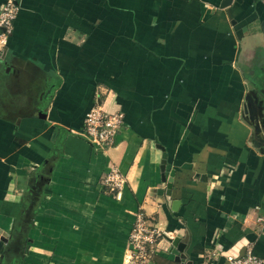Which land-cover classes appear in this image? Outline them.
Instances as JSON below:
<instances>
[{"label": "crops", "instance_id": "obj_1", "mask_svg": "<svg viewBox=\"0 0 264 264\" xmlns=\"http://www.w3.org/2000/svg\"><path fill=\"white\" fill-rule=\"evenodd\" d=\"M19 1L0 61V264H128L139 209L195 264H230L238 242L264 258V152L242 117L264 88V0ZM96 102L125 114L107 151L81 136Z\"/></svg>", "mask_w": 264, "mask_h": 264}, {"label": "built area", "instance_id": "obj_2", "mask_svg": "<svg viewBox=\"0 0 264 264\" xmlns=\"http://www.w3.org/2000/svg\"><path fill=\"white\" fill-rule=\"evenodd\" d=\"M19 0H5L0 6V61L9 38L14 30V22L20 11ZM125 114L122 111H107L101 103L96 102L87 112L81 132L97 151H107L118 144V136L125 128ZM107 184L111 190L120 191L125 183L124 174L117 166L108 172ZM142 226L138 225L130 238L134 241L138 253L131 254L130 264H144L147 259L142 236ZM253 244H248L243 253L226 255L230 264H264V258L255 254ZM214 255V254H213Z\"/></svg>", "mask_w": 264, "mask_h": 264}, {"label": "water", "instance_id": "obj_3", "mask_svg": "<svg viewBox=\"0 0 264 264\" xmlns=\"http://www.w3.org/2000/svg\"><path fill=\"white\" fill-rule=\"evenodd\" d=\"M232 0H222L221 6L225 7L231 4ZM252 83V88L247 92L245 97L244 108L242 112L243 119L252 127V142L254 146L264 152V88L258 86L254 81ZM163 150V158L161 162V171H162V181L166 182L167 195H171L172 192V179H167L165 170L167 165V151L164 146H159ZM205 179V176L200 175ZM160 194H163L164 189L159 190ZM179 201H176V204ZM165 238L172 243L170 247V252L176 255V262L180 264H195L193 261L189 260L185 254L187 236L182 238L180 236H174L172 233H164ZM243 243L238 242L235 246L229 251L225 252V255H237L240 253V248Z\"/></svg>", "mask_w": 264, "mask_h": 264}, {"label": "rangeland", "instance_id": "obj_4", "mask_svg": "<svg viewBox=\"0 0 264 264\" xmlns=\"http://www.w3.org/2000/svg\"><path fill=\"white\" fill-rule=\"evenodd\" d=\"M107 176H108V173L104 176L103 183H105V185L109 187L107 184V180H106ZM153 221L154 219L152 217L147 216L142 209H139L136 213L135 224L133 225V228L131 230V234H132L134 233L135 228H137L138 225L142 226L141 236L143 240H145L144 245H145L146 256H147V259L144 262V264H148L149 260L151 259V256L154 257L156 252H161V251L163 252L168 251L169 252L168 256H170L174 260L176 258V255L170 252V247L172 246V243L165 238L163 231H160L158 228L155 227ZM173 235L176 236L175 234ZM167 243H168V247L166 245ZM130 244H131V250L129 251V255L127 258L128 264H130L129 260H131L130 255L132 254L135 258L134 254L138 253L136 247L134 246V241L132 239L130 241ZM172 264H180V263L176 262Z\"/></svg>", "mask_w": 264, "mask_h": 264}, {"label": "bare ground", "instance_id": "obj_5", "mask_svg": "<svg viewBox=\"0 0 264 264\" xmlns=\"http://www.w3.org/2000/svg\"><path fill=\"white\" fill-rule=\"evenodd\" d=\"M176 259H178V258H176Z\"/></svg>", "mask_w": 264, "mask_h": 264}]
</instances>
